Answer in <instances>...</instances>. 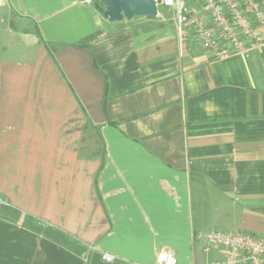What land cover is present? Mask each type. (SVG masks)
<instances>
[{
	"label": "crops",
	"instance_id": "1",
	"mask_svg": "<svg viewBox=\"0 0 264 264\" xmlns=\"http://www.w3.org/2000/svg\"><path fill=\"white\" fill-rule=\"evenodd\" d=\"M213 229L264 237V41L0 0V264H206Z\"/></svg>",
	"mask_w": 264,
	"mask_h": 264
},
{
	"label": "built area",
	"instance_id": "2",
	"mask_svg": "<svg viewBox=\"0 0 264 264\" xmlns=\"http://www.w3.org/2000/svg\"><path fill=\"white\" fill-rule=\"evenodd\" d=\"M102 4L103 0H86ZM174 11L178 38L184 45L189 34L213 60L231 55L247 56L264 41V0H153ZM102 2V3H101ZM205 251L219 249L221 257L206 264H264V237L213 229L205 235ZM102 258L115 257L104 252ZM155 264H178L174 251L162 248Z\"/></svg>",
	"mask_w": 264,
	"mask_h": 264
},
{
	"label": "water",
	"instance_id": "3",
	"mask_svg": "<svg viewBox=\"0 0 264 264\" xmlns=\"http://www.w3.org/2000/svg\"><path fill=\"white\" fill-rule=\"evenodd\" d=\"M95 6L110 21L157 15V4L153 0H103L102 5L96 3Z\"/></svg>",
	"mask_w": 264,
	"mask_h": 264
},
{
	"label": "rangeland",
	"instance_id": "4",
	"mask_svg": "<svg viewBox=\"0 0 264 264\" xmlns=\"http://www.w3.org/2000/svg\"><path fill=\"white\" fill-rule=\"evenodd\" d=\"M186 4L189 5L190 0H186ZM157 11L164 17H171L172 16V9L170 7L164 6L163 4L157 5Z\"/></svg>",
	"mask_w": 264,
	"mask_h": 264
}]
</instances>
